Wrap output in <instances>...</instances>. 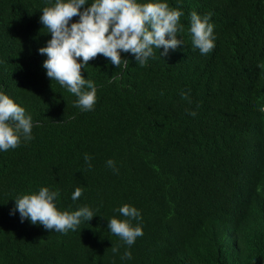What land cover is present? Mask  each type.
<instances>
[{
  "label": "trees",
  "instance_id": "obj_1",
  "mask_svg": "<svg viewBox=\"0 0 264 264\" xmlns=\"http://www.w3.org/2000/svg\"><path fill=\"white\" fill-rule=\"evenodd\" d=\"M137 2L180 10L183 44L144 66L124 52L118 67L90 60L81 75L96 102L84 111L38 51L55 0H0V93L25 109L33 137L0 151V264H264V0ZM193 12L210 15L206 55L192 45ZM42 187L58 211L95 216L67 233L21 222L15 200ZM125 204L143 231L130 247L108 229Z\"/></svg>",
  "mask_w": 264,
  "mask_h": 264
},
{
  "label": "clouds",
  "instance_id": "obj_2",
  "mask_svg": "<svg viewBox=\"0 0 264 264\" xmlns=\"http://www.w3.org/2000/svg\"><path fill=\"white\" fill-rule=\"evenodd\" d=\"M85 4L86 0H55L54 6L45 7L40 22L51 34V39L38 51L47 56L43 68L50 81H57L78 98L75 107L90 111L96 102V88L93 81L81 75V69L98 55L116 67L121 63V52L131 53L140 66L153 56L154 49L163 47L164 51L159 55L166 56L169 49L175 50L183 44L182 39H177V32L182 30L178 23L183 13L170 9L165 2L93 0L81 11ZM76 16L78 22L69 24ZM209 19L210 15L203 18L195 12L190 15L192 45L202 55L211 52L215 46L213 25ZM181 96L188 99L186 93ZM189 115L195 116L196 113L193 111ZM31 133L32 121L26 116L25 109L0 93V151L15 149L21 143V137L25 141L31 140ZM90 159L85 154L84 160L89 168ZM106 164L117 170L114 161L108 160ZM81 195L82 189L77 187L71 199L76 201ZM57 196L56 191L42 187L38 194L17 198L14 210L19 212L21 222L27 218L33 225L39 224L46 230L60 233L75 231L82 220L88 222L95 216L87 206L72 212L58 211L54 203ZM118 211L126 219H110L108 229L130 247L137 237L143 235L142 228L132 223L141 219L140 212L127 204ZM112 252L118 253L119 247L112 246ZM131 258V252L127 250L121 256V259Z\"/></svg>",
  "mask_w": 264,
  "mask_h": 264
}]
</instances>
